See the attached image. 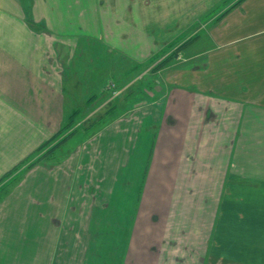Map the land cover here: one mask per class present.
Wrapping results in <instances>:
<instances>
[{"label": "crops", "instance_id": "obj_1", "mask_svg": "<svg viewBox=\"0 0 264 264\" xmlns=\"http://www.w3.org/2000/svg\"><path fill=\"white\" fill-rule=\"evenodd\" d=\"M84 1L52 0L54 10L61 9L63 3L67 10H71L72 6L76 7ZM89 2L94 22L86 23L87 27H84L77 17L80 19L86 9L80 8L74 14L75 18L50 23V30L42 33L44 43L49 41L46 37L49 33L60 40L68 39L76 46L84 37L83 29H88L90 25L92 33L85 37L96 34V39L107 38L108 42L128 40L131 32L126 34L125 28L131 30L136 25L139 43L145 41L141 38L146 37V31L139 22H130V12L127 11L131 10V0H126L124 6H119L118 0ZM178 6L177 2L172 6L174 11ZM123 9L124 12L119 13ZM221 12L218 18L201 22L195 35L187 39V43L193 40L192 46L186 43V54L180 52L178 56V60L185 62L170 73L171 91L176 99L171 116L159 109L153 124L149 125L152 128L154 123L155 127L156 123L160 124L158 134L164 132L165 137L172 138L171 145H167L163 140L165 137L162 140L160 137L158 147L162 146L160 151L165 153V158H162L165 167L160 171L157 169L159 174L155 186H186L183 183H187L190 188L202 187L204 208L196 214L201 215L202 225L194 221L200 217L191 216L193 221L187 228V234L192 239L183 248L186 254L174 253L171 259L175 264H264V0H235ZM0 17L3 21V16ZM64 22H67V27ZM142 24L147 26L146 22ZM32 27V22H0V44L6 49L0 47V107L4 108L3 92H9L6 95L10 97L7 109L14 107L16 116L21 115L27 122L41 121L50 126L53 110L56 107L61 110L67 105L64 89L68 83L59 79L61 73L57 67H43L38 53V59L34 60L33 51L20 50L21 42L30 44L42 40L36 29L31 30L34 29ZM59 42L50 41L60 45ZM69 43L65 46H70ZM42 50L46 49L43 47ZM145 50L138 52V57L143 56ZM66 51L65 48L58 50V61ZM69 56L70 67V61L76 60V57L72 52ZM68 58L66 56L65 61ZM107 129L88 142L79 144L80 149H76L72 161V179L67 180L69 176L65 166L62 168L47 163L32 169L34 172L38 169L47 172L45 176H52L54 171L67 174L66 178H48L54 188L51 194H18L16 187L0 199V212L5 210L11 214L14 207L15 214L21 210L24 213L22 218H27V228L29 225L32 228L31 242L29 231H26L27 244H36V236L44 238V264H56L54 257L57 254V264H90L94 258L90 252L97 248L81 243L83 228L89 227L84 221L90 217L96 204L101 211H107L109 201L104 197L106 191L102 193L99 190L104 197L99 199L97 194L83 193V188L100 186L98 182L101 178L94 181L96 173L93 174L89 165H93L98 156L91 154L92 147L98 154L101 153L100 146L94 142ZM155 136L151 141L157 139ZM184 144L191 150L184 151ZM165 147L168 150L163 152ZM143 174L140 176L142 182L148 176L143 177ZM31 180L35 182V178L23 179L25 185ZM34 182L31 183L35 186ZM199 195L196 193L197 197ZM163 199H158L159 203L172 202L174 198ZM23 201L32 205L26 209ZM125 202L130 206V198H115L112 202L118 204L113 207L117 218L130 217L131 210L124 205ZM215 204L217 207L212 212ZM6 218H11V215ZM36 223H39L40 229H36ZM24 233L22 230L14 232L10 250L18 249V237ZM177 243L179 245L180 240L177 239ZM125 245L128 247V242ZM27 250L33 252L35 248ZM122 264H130L124 252Z\"/></svg>", "mask_w": 264, "mask_h": 264}, {"label": "rangeland", "instance_id": "obj_2", "mask_svg": "<svg viewBox=\"0 0 264 264\" xmlns=\"http://www.w3.org/2000/svg\"><path fill=\"white\" fill-rule=\"evenodd\" d=\"M118 1L119 6H124L126 2ZM233 1L235 0H131V10L127 11L130 12V22H139L146 31V37L141 38L144 42L139 43L136 25L131 30L125 28L126 34L131 32L128 40L115 39L114 42H108L107 38L96 39V34L94 37H85L92 33L93 27L90 25L88 29H83L84 37L75 46L72 41L69 43L65 38L60 40L49 33H46L49 41L44 43L45 36L42 33L50 30L52 22L75 18L74 14L80 8L86 9V12L84 10L82 17L77 19L87 27L86 23L94 22L89 0L76 7L72 6L71 10H67L65 3L61 9L58 7L54 10L52 0H0V16L4 19L2 21L0 17V22H32L34 29L31 30L36 29V34L42 38L41 41L30 44L21 42L20 50L33 51L34 60L39 57L45 68L57 67L61 73L59 79L68 83L64 89L67 105L61 107V110L57 107L53 110L50 126L41 121L27 122L21 115L16 116L14 107L6 108L10 99L6 95L9 92H3L4 108L0 107V199L16 187L18 194H51L54 188L50 186L51 180L48 178H66L67 174L54 171L52 176H45L47 172L43 173L41 169L34 172L32 169L47 163L65 166L69 176L67 180L72 179V161L76 151L80 149L79 144L82 141L88 142L97 133L108 128L94 142L96 146H100L101 153L98 154L96 148L92 147L91 154L98 156L93 165H89L93 168V174L96 173L94 181L101 178L103 182L99 180V188H83V193L97 194L99 199L107 197L109 201L107 211H101L96 204L90 217L84 221L89 227L83 228L81 243H89L97 248L90 252L94 255L90 264H122L123 252L126 259L129 257L130 264H175L172 260L174 253L186 254L183 248L192 239L187 234V228L193 221L191 216L200 217L194 221L202 225L201 215H196L204 208L202 187L190 188L187 183H183L186 186H168L166 182L167 186H155L159 174L157 169L165 167L162 160L165 153H161L162 146L158 147L160 137L162 140L165 136L164 132L162 135L158 134L160 124L156 123L155 127L154 123L152 128L149 125L153 124L159 109L171 116L175 103L173 101L176 99L171 91L170 73L185 62L178 60V56L180 52L182 55L186 54L187 39L195 35L201 22L218 18L221 11ZM176 2L179 8L174 11L172 6ZM123 12L124 9L119 13ZM142 22H146L147 26ZM64 23L66 26L67 22ZM54 40L61 44L50 43ZM67 43L70 46H65ZM192 43L193 40H190L187 45L192 46ZM0 47L6 50L2 43ZM43 47L46 50H42ZM64 48L68 50L65 53L69 58L65 61L64 53L58 61V50ZM145 48L144 55L138 57V52L142 53ZM71 52L76 60L70 61L69 67ZM153 136L157 139L151 141ZM163 140L171 145L172 138L166 136ZM184 145V151L191 150ZM199 146L202 148L201 143ZM165 150H168L167 147L163 152ZM83 165L86 167V163ZM141 174L143 177L148 175L143 182L140 181ZM27 177L35 178V182L31 180L25 185L23 179ZM99 190L102 193L103 190L106 191V196L103 197ZM196 193L200 195L197 197ZM172 197V202L158 201L165 200L163 198L170 200ZM115 198H130V206L124 203L131 210L128 219L117 218L113 207L118 204L112 203ZM23 203L26 209L32 205L30 202ZM39 207L41 209V205ZM215 207L217 204L212 212ZM8 215L11 218L7 219ZM23 216L21 210L15 214L14 207L11 214L5 210L0 212V264H44L46 252L42 248L45 247V240L36 236V244H27L26 231H29L31 242L32 228L30 225L27 228V218H22ZM38 224L36 223V229H40ZM17 230L25 233L18 237V249L10 250ZM180 232L185 233L178 234ZM177 239L180 240L179 245ZM127 242L128 247L124 246ZM30 247L35 250H27ZM55 261L57 264L58 254L54 257Z\"/></svg>", "mask_w": 264, "mask_h": 264}]
</instances>
